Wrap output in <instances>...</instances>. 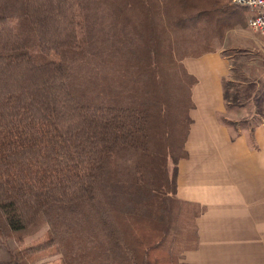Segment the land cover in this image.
Segmentation results:
<instances>
[{
	"label": "trees",
	"instance_id": "trees-1",
	"mask_svg": "<svg viewBox=\"0 0 264 264\" xmlns=\"http://www.w3.org/2000/svg\"><path fill=\"white\" fill-rule=\"evenodd\" d=\"M156 2L0 0V238L46 226L0 264L44 244L62 264H188L204 209L176 195L195 83L181 60L212 50L188 35L212 9Z\"/></svg>",
	"mask_w": 264,
	"mask_h": 264
},
{
	"label": "crops",
	"instance_id": "crops-1",
	"mask_svg": "<svg viewBox=\"0 0 264 264\" xmlns=\"http://www.w3.org/2000/svg\"><path fill=\"white\" fill-rule=\"evenodd\" d=\"M189 1L191 5L193 0ZM204 3L206 11L211 5L206 19L214 26L212 31L219 32L232 48L242 49L229 39L237 42L245 30L253 32L248 21L254 11L245 21L232 0ZM261 46L260 42L250 47ZM221 52L214 49L181 60L195 83L190 93L186 155L177 162L176 195L204 209L196 218L198 245L186 250L182 260L188 264H264V98L249 97L248 104L252 100L258 108L250 117L240 121L231 117L243 104L238 103L239 110H235L234 102L224 98L223 81H232V67Z\"/></svg>",
	"mask_w": 264,
	"mask_h": 264
},
{
	"label": "rangeland",
	"instance_id": "rangeland-1",
	"mask_svg": "<svg viewBox=\"0 0 264 264\" xmlns=\"http://www.w3.org/2000/svg\"><path fill=\"white\" fill-rule=\"evenodd\" d=\"M162 1L166 4L164 5V8L163 5L158 6V3L156 2V4L152 7L153 13H151V15H162V13L163 15H166L168 12L175 14L176 16L177 14L187 15L194 9L193 7H190V1L185 3L184 0H171V7L169 4L170 1ZM195 4L196 1L193 0L191 5ZM234 9L235 11H238L239 14H242L245 21H247L248 17L253 14V10L246 6L238 5V7L235 6ZM213 19L214 18L212 16V20ZM213 28L214 26L209 23H203L201 28L197 31L196 29L194 31L188 30V35L191 37L193 43L203 44V46L211 48L212 50H220L224 56L229 57V63L232 67V83L229 85V92L230 94H234L236 91L235 94L238 96L237 102H234V107H232L235 108V110H239V106L237 107L238 103L243 104L242 110H233L235 112H232L231 117L236 121H240L242 117H250L251 115L249 113H254L258 109L255 105L253 106L252 100H250V103L248 104L250 96L252 97L253 95L255 97L259 96L260 98H264V42L261 41L262 36L247 29L244 31V36L239 41H233L232 37L229 39L231 44H234L237 47L242 46L239 47L242 49L232 48L231 45H228L226 40H222L219 37V32L212 31ZM260 42L262 43V46L259 49H253L250 47L253 44L258 46ZM164 68L165 66L160 69L162 70ZM166 73L168 74V72ZM185 94H183L182 98H176L177 105L175 113L181 114L184 111L182 108L186 109L187 104H183ZM245 102H247L246 105ZM185 123L186 122L183 119V124L185 125ZM180 133L181 131L176 132L178 138ZM159 136L163 138L165 137L162 133L159 134ZM45 232L46 226H42L33 232H21V234H23V238L20 242L15 240L13 235L7 239L0 238V259L8 258L9 252L18 246H23L25 248L38 243L44 238ZM49 247H51L50 244H44L34 250H31L30 252H27L26 254H23L24 257H26L27 264H62L59 259V255L55 254Z\"/></svg>",
	"mask_w": 264,
	"mask_h": 264
},
{
	"label": "built area",
	"instance_id": "built-area-1",
	"mask_svg": "<svg viewBox=\"0 0 264 264\" xmlns=\"http://www.w3.org/2000/svg\"><path fill=\"white\" fill-rule=\"evenodd\" d=\"M233 3L246 6L254 11V15L249 19V28L264 37V0H232Z\"/></svg>",
	"mask_w": 264,
	"mask_h": 264
}]
</instances>
